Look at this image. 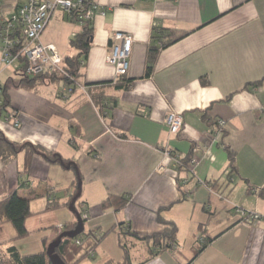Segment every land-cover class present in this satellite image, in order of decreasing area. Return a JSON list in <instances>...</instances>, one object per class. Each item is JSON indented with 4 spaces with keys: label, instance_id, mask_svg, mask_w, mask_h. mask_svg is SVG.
Listing matches in <instances>:
<instances>
[{
    "label": "crops",
    "instance_id": "1",
    "mask_svg": "<svg viewBox=\"0 0 264 264\" xmlns=\"http://www.w3.org/2000/svg\"><path fill=\"white\" fill-rule=\"evenodd\" d=\"M25 2L0 0L1 13L11 16ZM95 3L91 46L81 81L74 86L46 80L36 90L13 87L18 63L3 66L0 43V87H11L0 132L12 143H31L66 161L63 166L35 156L28 174L21 176L24 154L8 164L0 159V202L13 193L25 198L34 193L26 221L29 237L13 240L16 230L4 222L0 247L15 246L23 255L47 251L56 239L53 233L59 234L55 230L75 221L54 207L76 194L77 167L82 177L78 200L84 204L82 214L90 215L86 231L119 229L124 223L141 236H151L164 231L158 212L165 209L162 217L178 229L176 256L166 252L148 264L187 263L205 231L215 240L195 264H264V199L259 196L264 191V83L253 86L264 80V0ZM85 25L58 8L41 42L55 45L63 58L76 57L79 51L71 48V41ZM156 29L170 30L162 41L182 37L159 50L146 77L149 53L162 43L153 39ZM119 32L134 42L125 77L132 81L128 89L112 84L115 68L106 63L112 36ZM7 113L17 117L18 127L13 116L7 120ZM172 113L184 119L178 135L170 133L166 122ZM219 120L226 126L213 142L209 132ZM228 149L235 154L232 175ZM167 151L170 157H165ZM189 153L198 162L183 198L178 178L186 175L178 173L175 161ZM110 195H127L130 203L120 212L103 210ZM235 207L262 218L245 221ZM108 238L90 258L100 260L91 264L122 260V252L107 245Z\"/></svg>",
    "mask_w": 264,
    "mask_h": 264
},
{
    "label": "trees",
    "instance_id": "2",
    "mask_svg": "<svg viewBox=\"0 0 264 264\" xmlns=\"http://www.w3.org/2000/svg\"><path fill=\"white\" fill-rule=\"evenodd\" d=\"M95 0H86L83 9H73L69 14L71 18L75 22H84L86 23L84 31L77 35L71 41V48L78 50L79 55L76 57H67L64 58V70L66 75L60 74L58 72L39 76L36 78H29L25 75V67L27 66L26 59L23 57L18 58V68L16 70V80L12 82V86L15 88H24L28 90H36L41 85L46 83V80H58L64 81L65 84L69 86H74V84H78L81 81V67L83 66L84 60L88 56V52L91 46V39L93 37V29L90 25L91 21H85L83 19V15L85 11L91 6H95ZM20 7V6H19ZM18 7V8H19ZM1 15V14H0ZM1 28V23H0ZM169 29H156L154 31V38L156 41L162 42L161 45L157 48H153L149 56L147 58V72L146 77H149L152 74L154 63L158 52L160 49L165 48L178 41L182 36L172 37L167 41H162L164 38V34L168 33ZM126 77V76H125ZM125 77H122L116 84L119 88L128 89L131 80H125ZM264 83L260 81L258 83H254V87L261 86ZM76 87V86H75ZM1 88L0 97L3 100L4 104L0 107V115L3 112H8L6 109L8 108V95L7 92L10 86H6L5 88ZM8 114V113H7ZM13 115L8 114L7 120ZM14 118H17L13 116ZM12 118V117H11ZM20 124V123H19ZM229 151L230 162H231V173L233 174L235 171V154ZM20 154H24L25 156V165L24 171L21 173L23 175L28 174L30 170L33 158L35 156H41L46 161L50 163H58L63 166H66V161L62 160L61 157L52 152H47L43 150L41 147L33 145L31 143H23V144H15L10 142L3 133L0 132V159L5 164L12 162L16 159ZM193 158L192 153H189L185 157H177L175 164L177 166V171L181 175L188 174L190 172V163ZM69 164V162H68ZM71 167V166H70ZM73 168V167H71ZM77 172V192L75 195L71 197L73 199L79 193V184L82 180L81 174L77 167H74ZM194 177V175H190L189 182ZM22 180V178H21ZM184 177H179V187L181 191V196L186 198L188 196L189 191L185 190L183 187ZM188 182V184H189ZM25 183L22 180L21 186L24 187ZM210 189L214 190L215 185H210ZM216 191V190H214ZM34 196L33 192L29 193L28 197H21L18 193L11 194L7 199L0 202V225L4 222H10L16 230V237L13 240H23L29 237V232L26 227V221L31 216L30 210V202L31 198ZM259 196L264 199V191L259 192ZM72 200L70 201L71 204ZM130 203V198L127 195L115 196L110 195L101 205L103 210L112 209L115 212L123 211L127 205ZM61 205V204H60ZM51 206H55V204H51ZM61 208V206H55L54 209ZM165 209H161L158 212V222L164 226V231L161 233L153 234L151 236H141L131 230V227L126 224L119 225V229L113 227L107 231H100L99 229H93L84 231L77 235L73 236L72 233H75L80 229V225L77 221L67 223L63 226V229L57 228L55 231H58V237L63 235L64 233H71L65 235L60 242V245L55 249V254H57L60 259L65 264H80L84 260L91 258V256L97 251L100 244L109 237L111 234H116L118 239V245L123 251V258L120 261H116L114 259H108L103 264H148L152 260L158 258L163 253H172L176 254V247L178 245V229L173 222L167 221L162 217V212ZM234 211L240 213L238 211H244L247 215L245 221L256 222L261 220V216L253 211H246L242 208L235 207ZM255 217H257L255 219ZM84 223L86 222L83 220ZM215 238L211 237L207 231L202 232L196 241L195 245V255L194 258L189 260L185 264H195L196 258L204 252L208 246H210L214 242ZM80 241L82 243L78 244ZM134 252H137V256H134ZM176 256V255H175ZM0 264H52L50 261L46 251L41 254H32V255H23L15 246H9L7 249H2L0 247Z\"/></svg>",
    "mask_w": 264,
    "mask_h": 264
},
{
    "label": "built area",
    "instance_id": "3",
    "mask_svg": "<svg viewBox=\"0 0 264 264\" xmlns=\"http://www.w3.org/2000/svg\"><path fill=\"white\" fill-rule=\"evenodd\" d=\"M178 2L179 0H173ZM86 0H26L14 14L5 16L1 13L2 5L0 3V43L2 45L1 62L4 67L9 68L18 63V58L26 59L25 75L29 78H36L43 75L58 72L66 75L64 70V58L61 57L57 48L53 44L44 45L41 42V35L45 30L49 20L54 12L61 8L68 13L73 9L83 8ZM97 6H91L82 16L85 21H91L95 16ZM105 16L106 12H99ZM132 36L124 33H115L111 41V53L106 57V63L115 68L116 84L122 77H125L130 68V57L133 49ZM1 92V88H0ZM71 92V90L69 91ZM15 127L19 126L17 118H12ZM167 125L171 134L178 135L184 127V119L181 115L170 114L167 117ZM226 122L224 120L217 121V126L210 130L209 136L215 142L217 136L224 132ZM171 152H165V157H170ZM198 159L192 158L190 163V172L186 174L183 181V187L187 190L190 175H194L195 166ZM159 171H163L164 167H160ZM243 219L247 218L244 211H238ZM86 221L90 220V215L85 212L82 215ZM257 217H255L256 219ZM63 229V226L60 227ZM78 244L82 243L80 241Z\"/></svg>",
    "mask_w": 264,
    "mask_h": 264
},
{
    "label": "rangeland",
    "instance_id": "4",
    "mask_svg": "<svg viewBox=\"0 0 264 264\" xmlns=\"http://www.w3.org/2000/svg\"><path fill=\"white\" fill-rule=\"evenodd\" d=\"M13 69V68H12ZM11 69V70H12ZM73 173H75L74 171H73ZM75 180H77V178L75 179ZM77 184V183H76ZM72 199H71V197L69 198V199H67V200H65V201H61V208H62V217L63 216H66V217H70V218H74L75 219V221H77V218H76V216H75V213H73L72 211H71V209H70V201H71ZM36 206H37V204H36ZM33 208H35V206L33 205ZM74 209H75V211L77 212V213H79L80 215H82V212H83V209H84V204H83V202H82V198H80L79 200H77L76 201V203H75V205H74ZM85 226L87 227L86 228V230L88 229V228H90V226H89V224H88V221L87 222H85ZM53 237L55 238L56 237V239L58 238V236H55V233H53ZM56 239H54V240H56ZM116 239V236H115V234H111V235H109V238H108V240H107V245H112L111 246V251L112 252H114V251H116V252H119V250L122 252V254H123V251L121 250V248L119 247V245L117 246V244H114V240ZM52 244V243H51ZM50 244V245H51ZM50 245L48 246V248L50 247ZM104 254H107V253H103V254H101V257H102V255H104ZM100 257V258H101ZM102 259H103V257H102ZM96 260H97V262H98V260H100V259H97L96 258ZM96 260H91L90 258L89 259H86L84 262H83V264H91L92 262L94 263V261H96ZM104 260H101V262H103Z\"/></svg>",
    "mask_w": 264,
    "mask_h": 264
},
{
    "label": "water",
    "instance_id": "5",
    "mask_svg": "<svg viewBox=\"0 0 264 264\" xmlns=\"http://www.w3.org/2000/svg\"><path fill=\"white\" fill-rule=\"evenodd\" d=\"M81 182L79 184V193L77 196H75L73 199H72V202H71V206H70V209L73 213H75V216L77 218V222L79 223L80 225V229L78 231H76L75 233H72L73 236H77L79 234H81L84 229H85V223L81 217V215L79 213H77L74 209V205L76 203V201L78 200V198L80 197L81 195ZM67 234H71V233H64L63 235H61L60 237H58L51 245L49 248H47V255L50 259V261L52 262V264H65L61 259L60 257L55 254V249L60 245V242H61V239L67 235Z\"/></svg>",
    "mask_w": 264,
    "mask_h": 264
},
{
    "label": "clouds",
    "instance_id": "6",
    "mask_svg": "<svg viewBox=\"0 0 264 264\" xmlns=\"http://www.w3.org/2000/svg\"><path fill=\"white\" fill-rule=\"evenodd\" d=\"M83 215V214H82ZM82 215H81V217H82ZM82 219H83V217H82ZM84 220V219H83ZM86 221V220H85ZM87 222V221H86Z\"/></svg>",
    "mask_w": 264,
    "mask_h": 264
}]
</instances>
